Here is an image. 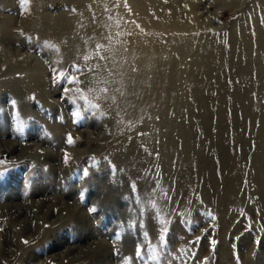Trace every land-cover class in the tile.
I'll return each mask as SVG.
<instances>
[{"label": "rangeland", "instance_id": "obj_1", "mask_svg": "<svg viewBox=\"0 0 264 264\" xmlns=\"http://www.w3.org/2000/svg\"><path fill=\"white\" fill-rule=\"evenodd\" d=\"M98 24L112 52L86 40ZM0 169V206L71 205L69 243L30 264L92 243L77 264H154L148 240L264 264V0H0Z\"/></svg>", "mask_w": 264, "mask_h": 264}, {"label": "bare ground", "instance_id": "obj_2", "mask_svg": "<svg viewBox=\"0 0 264 264\" xmlns=\"http://www.w3.org/2000/svg\"><path fill=\"white\" fill-rule=\"evenodd\" d=\"M176 25L177 24H175L174 26ZM9 35L10 31H8L7 27L2 34V38L8 39ZM118 39L119 38L116 39L113 35H106L105 29L100 24L93 26L91 32L86 38L88 43L89 41L94 43L91 49L100 48L102 52H112L117 45L115 42ZM91 49L86 50L87 52H90L89 50ZM141 79L139 84L141 87H143L145 86V83H143L144 77H142ZM5 145H3L5 147L4 152L13 151L18 148L12 143L7 144V146ZM32 167L36 172H38V170H41L38 162L33 163ZM61 178H64V175H62ZM49 182L50 186L55 185L52 179H50ZM26 191L27 190H25V192ZM40 191L29 189L27 196L35 197L39 192V194L42 195L44 191ZM64 198V193L55 190V194L51 197L39 198L37 200H33L32 198L25 200L23 203H7L0 206V236L3 240V246H0V264H30L35 257L33 251H46L52 249L55 250L65 245V243H69L68 240H65V237L63 241L59 240L63 235L65 229L68 226L70 227L72 225H67L65 223L66 216L69 217L72 210L71 205L68 204V202H66ZM54 214H57L58 217L50 222V218ZM21 217H24L23 220H21ZM54 226L56 228H52ZM30 231H32V235L26 236ZM85 232L88 233V236L91 235L90 231L85 230ZM25 241L27 243H25ZM104 249L106 248H104L103 243H92L88 246L82 247L81 245H68V247L65 248L64 251L52 253L51 255L46 257V264H77L79 260L84 259L85 256H70V254L75 250H79L84 254L86 253V255H88L89 253L90 256L94 255L95 257H100L101 253L104 254Z\"/></svg>", "mask_w": 264, "mask_h": 264}, {"label": "snow or ice", "instance_id": "obj_3", "mask_svg": "<svg viewBox=\"0 0 264 264\" xmlns=\"http://www.w3.org/2000/svg\"><path fill=\"white\" fill-rule=\"evenodd\" d=\"M48 47L55 49L56 45L48 44ZM79 70L80 69L77 67V71H79ZM60 77L62 79L67 78V74L61 72ZM71 82L78 83V80L75 77H71ZM141 135H143V133H141ZM68 141H69V143L74 142L70 136L68 138ZM67 160H68V156L66 154L65 162H67ZM133 190L135 191L134 186H133ZM165 195H166V193H165ZM150 206L155 209L156 208L155 202L154 201L151 202ZM161 231H162V233H166V230L163 228L161 229ZM25 243H27V242L25 241ZM146 252L148 254L149 259L151 261H153L154 264H161V262L164 261L166 257H167V264H173V261H177V264H190V260H191L190 249H181V250H179V254L174 256L171 254L170 251H169V253L161 252L160 246L151 244L150 240H148V247L147 248H145L143 245H140V244L137 245L136 259H138V260L145 259V253ZM185 257H187V259H185ZM125 262H126V264H132V258L131 257L125 258Z\"/></svg>", "mask_w": 264, "mask_h": 264}]
</instances>
